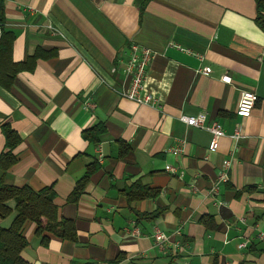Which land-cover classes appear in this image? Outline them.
<instances>
[{"label": "crops", "instance_id": "obj_1", "mask_svg": "<svg viewBox=\"0 0 264 264\" xmlns=\"http://www.w3.org/2000/svg\"><path fill=\"white\" fill-rule=\"evenodd\" d=\"M256 16L255 0H0V154L9 150L5 127L19 138L0 178L51 186L58 218L76 233L38 236L26 221V264H264V28ZM132 44L153 52L142 91L153 102L121 94ZM204 67L209 74L198 72ZM243 90L257 95L248 117L235 113ZM200 112L224 129L215 151L208 131L180 119ZM226 160L228 178L211 193ZM134 182L156 194L128 200ZM6 203L2 227L16 215ZM156 230L167 236L162 247Z\"/></svg>", "mask_w": 264, "mask_h": 264}, {"label": "trees", "instance_id": "obj_2", "mask_svg": "<svg viewBox=\"0 0 264 264\" xmlns=\"http://www.w3.org/2000/svg\"><path fill=\"white\" fill-rule=\"evenodd\" d=\"M257 8L256 22L264 28V0H255ZM94 127L91 133L85 135L94 139ZM6 145L9 148L0 154V170L4 173L16 162L12 149L19 143L18 135L9 127L4 128ZM89 176V170L77 181L76 187L70 195L75 200L82 192ZM125 193L128 200L150 197L156 194L151 188L139 182L132 183ZM54 190L46 186L40 190H33L29 186L16 187L4 183L0 178V221L11 213L7 205L8 200L14 201L15 217L8 227L0 225V264H26L21 257V251L27 245V240L22 233L26 221L35 224V234L42 236L43 233H51L64 239L76 238L75 227L71 220L58 218V210L54 204ZM139 215V214H138ZM147 217V214H141ZM43 239L45 237L43 236Z\"/></svg>", "mask_w": 264, "mask_h": 264}, {"label": "built area", "instance_id": "obj_3", "mask_svg": "<svg viewBox=\"0 0 264 264\" xmlns=\"http://www.w3.org/2000/svg\"><path fill=\"white\" fill-rule=\"evenodd\" d=\"M179 48V47H177ZM180 49V48H179ZM185 52L192 55L198 56L197 54L185 50ZM153 52L150 48L141 46L138 44H132L129 49L128 58L124 61V75L129 78V85L124 89L121 94L123 97L132 100L136 103H150L154 101V98L148 94L142 93L144 81L146 78L147 70L149 64L152 60ZM199 57V56H198ZM211 71L210 67H204L203 69H198L199 73L209 74ZM222 81L225 83L231 82V77L229 75L222 76ZM257 100V95L250 90H243L240 93L237 106H236V115L240 117L250 116L252 109ZM86 106H92L88 98L85 99ZM180 119L188 126H192L198 129L206 130L210 133L211 138L208 144L209 151H215L218 148L219 139L225 134L224 129L215 120H207L206 112H200L193 116H180ZM234 139L238 140L242 135L239 130H236L232 135ZM181 143L177 146H174L173 151L178 152L181 150ZM229 168V160H226L224 163V169L218 174L214 186L211 188V193H216L219 183L227 180V169ZM170 172L177 173L181 176L184 171L177 170L174 167H169ZM167 236L160 230H156L154 233V242L161 246L166 242Z\"/></svg>", "mask_w": 264, "mask_h": 264}]
</instances>
